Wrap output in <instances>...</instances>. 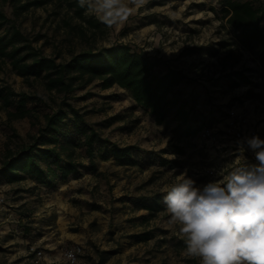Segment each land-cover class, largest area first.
<instances>
[{
    "label": "rangeland",
    "instance_id": "rangeland-1",
    "mask_svg": "<svg viewBox=\"0 0 264 264\" xmlns=\"http://www.w3.org/2000/svg\"><path fill=\"white\" fill-rule=\"evenodd\" d=\"M40 1L15 10L8 0H0V9L9 18L5 26L13 24L41 54L62 62L81 50L115 42L129 44L158 59L161 70L178 67L192 78L180 86L179 97L192 115L197 113L198 121L203 119L213 127L214 117L245 112L257 133L264 134V63L234 42V30L221 10L224 0H147L126 23L111 29L85 9L78 15V0ZM43 83L42 76L18 74L10 59L0 56V87L27 93L26 105L32 108L31 116L7 122L0 100V159L7 146L14 149L32 142L44 124L43 115L57 108L67 111L64 128L73 133L76 117L65 104L69 103L99 137L140 149L139 163L118 164L112 155L103 156V146L96 142L92 162L83 145L75 146L78 169L54 189L0 178V264H27V247L40 246L35 237L46 232L44 239L58 240L53 242L58 251L71 234L90 236L88 241L98 247L117 250L111 259L99 263L88 247L89 264H189L187 258L199 264L197 258L184 254V237L170 222L165 206L149 216L148 211L136 209L132 199L165 194L185 170L198 186L218 179L219 173H207L211 156L205 149L210 144L185 136L184 125L171 116L156 124L148 111L135 105L128 91L115 84L104 89L97 79L80 81L63 93L47 91ZM197 100L207 109L196 106ZM157 156L171 163L158 165ZM146 215L148 221L143 220ZM141 231H149L151 239L133 245V233Z\"/></svg>",
    "mask_w": 264,
    "mask_h": 264
},
{
    "label": "trees",
    "instance_id": "trees-1",
    "mask_svg": "<svg viewBox=\"0 0 264 264\" xmlns=\"http://www.w3.org/2000/svg\"><path fill=\"white\" fill-rule=\"evenodd\" d=\"M17 10H25L40 0H8ZM69 4H73L70 2ZM84 8L77 9L82 16ZM221 10L226 22L234 30L235 43L254 54L264 63V0H224ZM8 16L0 9V56L10 59L12 68L22 76H42L47 91L67 93L78 82L99 80L101 88L114 84L128 91L135 105L149 112L156 124H162L173 117L184 125L183 134L193 137L205 125L198 121L197 113L189 112L186 103L180 99V86L192 78L181 68L167 66L161 70L159 60L147 53L121 42L102 46L98 49L81 50L62 62L33 49L28 39L13 25L6 27ZM96 26L98 21H90ZM240 77L243 75L235 71ZM30 98L25 92L15 93L0 87V100L6 109V121L31 116L32 108L26 105ZM74 113L73 133L64 128L67 111L62 108L43 115L44 124L38 128L32 142L14 149L5 148L0 159V178L5 182H15L30 176L36 183L47 189H54L57 183L76 173L78 164L73 159L74 148L83 145L89 161L92 162L94 143L103 146V156L110 154L118 164H137L141 153L132 144L119 145L97 135L96 131L83 122L81 115L69 103H65ZM13 107V110L9 109ZM201 118V115H198ZM82 136L77 139L75 136ZM108 142V145L105 143ZM64 153V156H62ZM151 152H148V155ZM142 156V155H141ZM149 155L148 157L151 159ZM159 164H170V160L157 156ZM155 197H135L132 202L137 208H144L153 216L157 210ZM148 219V218H145ZM144 220V219H143ZM148 231L133 233L136 242L147 240ZM184 242V241H183ZM185 246V244H184ZM114 250L99 251V263L105 262ZM189 264H197L185 259Z\"/></svg>",
    "mask_w": 264,
    "mask_h": 264
},
{
    "label": "clouds",
    "instance_id": "clouds-1",
    "mask_svg": "<svg viewBox=\"0 0 264 264\" xmlns=\"http://www.w3.org/2000/svg\"><path fill=\"white\" fill-rule=\"evenodd\" d=\"M146 3L78 0L86 14L110 29ZM248 151L254 162L248 161ZM164 192L162 202L184 237L186 256L199 264H264V139L259 134L236 141L234 163L222 181L198 186L185 170Z\"/></svg>",
    "mask_w": 264,
    "mask_h": 264
},
{
    "label": "crops",
    "instance_id": "crops-1",
    "mask_svg": "<svg viewBox=\"0 0 264 264\" xmlns=\"http://www.w3.org/2000/svg\"><path fill=\"white\" fill-rule=\"evenodd\" d=\"M196 106H202L204 109H207V105L205 103L203 105H201V102L200 101H198V103H196ZM211 121L215 125V126H213V128L217 131V133L219 135V139H218V142L217 143L210 144V146L206 147V149H205L206 151L209 152V155L211 156L210 157V161L208 163L209 164L208 166H210V167H212V166H223V165L231 166V165H233L234 160H235V150H236V141L237 140L230 139L229 136H226V135L223 134V128H224L225 124L228 121V117L225 118V117L219 115V117H214V120H211ZM258 134L260 135V137L262 139H264V134H260V133H258ZM194 136L199 139V136H198L197 133ZM213 146H215V147H213ZM245 155L247 156L248 161L254 162V156H253V153L251 151L246 152ZM140 164H142V163H140ZM157 164L158 165H161V166H164L162 164H159L158 161H157ZM224 175H226V174H222L219 177L220 180H223V176ZM22 180H24L27 185L32 184L33 186L34 185H37L38 187L39 186L44 187L41 184L36 183L28 175L24 179H22ZM22 180H20V181H22ZM38 187H35V189H36L35 191L38 190ZM163 195H164V193L156 192L155 194H153L151 196V197H155L154 199H156V205H155V207H157V210H155L154 212H159V210H161V209L164 208V204L162 202ZM135 208L136 209H139V210H145V211H147L144 208H137L136 206H135ZM16 216H19V214H16ZM145 218H148V215H146ZM145 218H144V221H148V219H145ZM43 222H46V221H43ZM52 232H53V230L50 231V233H52ZM48 233L49 232H46L44 235L35 237V240H36L37 243L40 244V246H46L45 252H46L47 255L49 253L55 254V253L58 252V246H57V244L55 245V243H53V242H55V241L58 242V240L56 239L55 241H53L51 243V241H49L47 239H44V238L47 237ZM149 235L150 236H149V238L147 240H142V241H138V242H136L134 240V238L132 237L133 245H136V244H138L140 242L141 243L142 242H147L152 237V234L150 232H149ZM88 238H92V237H90V236L85 237V235L80 236V234H78L77 236H74L73 234H71V235H67V238L65 239L68 242L66 245H70V244H74V243H79L81 246L84 247V251H83L84 253H82L79 256L78 264H89V260H88L87 253L91 254V251L85 253L86 248H87V250H89L88 247L89 248H92V251L95 252L94 256H95L96 260L99 259V252H96L97 248L100 249V251L101 250H107V249L114 250V252L109 255V258L106 261H108L109 259H111L112 256H114L116 254V251L117 250L112 249L111 247H107L105 245L98 247L95 243H92L91 241L89 242L88 241ZM96 242L98 243V241H96ZM26 258H28V257H26Z\"/></svg>",
    "mask_w": 264,
    "mask_h": 264
},
{
    "label": "built area",
    "instance_id": "built-area-1",
    "mask_svg": "<svg viewBox=\"0 0 264 264\" xmlns=\"http://www.w3.org/2000/svg\"><path fill=\"white\" fill-rule=\"evenodd\" d=\"M249 115L245 112L230 114L228 121L224 126L223 134L230 139L238 140L245 136L258 134L257 129L251 125ZM199 139L207 144L218 142L219 135L217 131L209 125H203L197 132ZM232 166V165H231ZM228 165L212 166L207 169V173L227 174L230 167ZM227 170V171H226ZM215 181H222L220 178ZM3 202V196L0 195V203ZM72 253L71 256L68 253ZM83 253V248L79 243H74L62 247L57 253L48 255L42 246L30 244L27 247V264H78L79 256Z\"/></svg>",
    "mask_w": 264,
    "mask_h": 264
}]
</instances>
